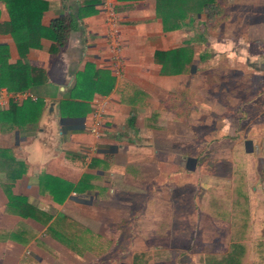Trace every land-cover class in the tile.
<instances>
[{
    "label": "crops",
    "instance_id": "0c3cea01",
    "mask_svg": "<svg viewBox=\"0 0 264 264\" xmlns=\"http://www.w3.org/2000/svg\"><path fill=\"white\" fill-rule=\"evenodd\" d=\"M46 1L44 25L68 13L76 16L78 26L64 46L52 51L53 41L42 38L41 46L23 58L13 36L0 33V71L20 60L41 69L33 90L0 87V113L11 102L32 100L26 123H6L0 114V264H100L112 254L117 264L119 247L133 249L132 264L146 263L151 224L176 221V212L168 219L162 209L169 205L165 211L171 215V200L177 197L175 189L148 187L152 179L146 168L152 165L144 156L154 146L177 150L151 143L148 136L176 133L184 124L183 99L190 98L184 110L188 119L199 103L189 79L195 39L182 35L190 19L168 29L157 0H115L120 69L100 0ZM9 20L0 0V23ZM182 47L193 52L182 66L186 53L164 55ZM174 57L178 65L171 67ZM98 104L106 110L100 136L88 127L96 121ZM45 174L62 180L65 186L57 195L67 194L64 200L54 198L55 183Z\"/></svg>",
    "mask_w": 264,
    "mask_h": 264
},
{
    "label": "rangeland",
    "instance_id": "374dc122",
    "mask_svg": "<svg viewBox=\"0 0 264 264\" xmlns=\"http://www.w3.org/2000/svg\"><path fill=\"white\" fill-rule=\"evenodd\" d=\"M217 1L216 21L206 25L200 14L183 27V38L195 39L189 79L197 112L188 119L190 98L183 99L182 127L148 136L177 148L154 146L144 156L152 165L148 187L175 189L177 197L171 215L169 205L162 209L168 219L176 212V221L151 224L147 264H215L236 244L238 264L264 263V0ZM118 252L117 264H132V248ZM113 255L100 264H115Z\"/></svg>",
    "mask_w": 264,
    "mask_h": 264
},
{
    "label": "trees",
    "instance_id": "16d2710c",
    "mask_svg": "<svg viewBox=\"0 0 264 264\" xmlns=\"http://www.w3.org/2000/svg\"><path fill=\"white\" fill-rule=\"evenodd\" d=\"M6 3L7 9L10 14V20L0 23V33H10L20 52V56H24L31 48H39L41 46L42 38H49L53 41L54 51L57 46H64L67 42L70 33L78 26L76 16L68 13L54 18L49 25H44L42 22L43 15L48 9V1L46 0H3ZM101 10V9H100ZM157 13L163 18L164 26L166 28L174 29L180 28L186 24V20L194 21L195 15L204 14L205 22L216 21L222 15L223 9L217 0H157ZM189 23V22H188ZM190 49L186 53L185 48H179L170 52H165L164 55L169 54H182L186 53L188 58L182 60L190 61ZM193 53V52H192ZM209 54H201L200 59L206 60ZM177 57H174L170 66L178 65ZM40 68L28 65L22 60L14 65H9L7 71L1 70L0 87H6L9 91L20 92L28 89L33 90L35 83L40 80L38 78ZM170 70V69H168ZM164 71H167V66L164 64ZM172 70H170L171 72ZM173 71H178L175 69ZM6 72V73H5ZM28 104H32V100L24 101L23 104L11 102L9 108L3 110L1 117L2 121L11 122L13 125L23 124L28 121L25 113L28 110ZM37 104V103H35ZM44 177L52 178L50 175ZM48 180V179H47ZM52 181L55 183L53 195L56 200H64L67 194L57 195L65 186L60 178L53 177ZM53 183V185H54ZM63 193H66L64 191ZM239 248L236 244L234 250L227 256L221 259H214L215 264H238L239 263ZM209 264H212L210 259ZM264 264V263H263Z\"/></svg>",
    "mask_w": 264,
    "mask_h": 264
},
{
    "label": "built area",
    "instance_id": "2783aa9c",
    "mask_svg": "<svg viewBox=\"0 0 264 264\" xmlns=\"http://www.w3.org/2000/svg\"><path fill=\"white\" fill-rule=\"evenodd\" d=\"M115 0H100V9L107 15L108 35L110 37V47L114 52V59L118 68L123 67L121 58L117 53L122 48V40L120 33V18L115 10ZM96 121L90 126V131L96 136H100L103 132L105 121L102 118V114L99 109L94 112Z\"/></svg>",
    "mask_w": 264,
    "mask_h": 264
},
{
    "label": "clouds",
    "instance_id": "9594fccd",
    "mask_svg": "<svg viewBox=\"0 0 264 264\" xmlns=\"http://www.w3.org/2000/svg\"><path fill=\"white\" fill-rule=\"evenodd\" d=\"M97 109L100 110V112H101V114H102V118L105 119V118H104V113H105V111H106V110H105V107H104L103 105H99V104H98V106H96V107L94 108V110H93V114H94V112H95ZM94 117H95V116H94ZM86 125H87V124H86ZM90 126H91V125H90ZM90 126H88V127H89V132L92 133V132L90 131Z\"/></svg>",
    "mask_w": 264,
    "mask_h": 264
}]
</instances>
